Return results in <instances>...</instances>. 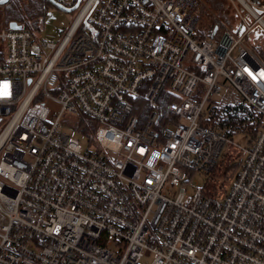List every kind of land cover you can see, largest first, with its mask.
Masks as SVG:
<instances>
[{"label":"built area","instance_id":"1","mask_svg":"<svg viewBox=\"0 0 264 264\" xmlns=\"http://www.w3.org/2000/svg\"><path fill=\"white\" fill-rule=\"evenodd\" d=\"M247 2L205 33L202 0H81L58 41L1 25L0 264H264V2ZM225 151L241 166L215 183Z\"/></svg>","mask_w":264,"mask_h":264},{"label":"rangeland","instance_id":"2","mask_svg":"<svg viewBox=\"0 0 264 264\" xmlns=\"http://www.w3.org/2000/svg\"><path fill=\"white\" fill-rule=\"evenodd\" d=\"M15 0L12 1V3ZM263 3L264 0H261L260 3ZM19 12L22 9H18ZM238 11L242 13L244 17L249 16L247 11L236 0H202L200 9L198 10V15L200 17V22L198 29L201 33H205L209 28L215 26L219 21L225 22L231 28H238L239 26V14ZM8 12V11H7ZM7 12L0 6V27L7 18ZM78 10L73 12H65L60 9L51 8L49 9L48 14L46 15L44 22L39 24V29H35V33L40 39L48 40H60L62 35L67 31L74 19L76 18ZM249 18V17H248ZM253 22V19H251ZM7 23V22H5ZM8 24V23H7ZM44 26V27H43ZM249 40L256 47L260 56L264 59V30L260 26L254 27V32L250 34ZM76 119L72 114H66L64 119V131L72 135H75L79 138L82 149L84 152L90 149L89 140L83 133L75 131L72 127L69 126L68 122ZM241 156H229L227 151L221 157L217 173L210 178H213L215 183H222L224 181L223 175L224 172L236 162H239ZM208 177L198 176L202 183L204 179ZM154 258L145 257L142 260V264H153Z\"/></svg>","mask_w":264,"mask_h":264},{"label":"trees","instance_id":"3","mask_svg":"<svg viewBox=\"0 0 264 264\" xmlns=\"http://www.w3.org/2000/svg\"><path fill=\"white\" fill-rule=\"evenodd\" d=\"M11 0L7 5L2 6L3 9L7 12V23L11 21H26L30 28L39 29V24L44 22L46 15L49 12V9L55 8L58 9L51 0H15L12 3ZM18 9L21 12H19ZM4 22V23H5ZM5 23V24H7ZM232 121L236 124H242L246 129H253V122L249 117L240 112H236L233 116ZM261 121H259L260 123ZM256 132L255 129H253ZM241 166V162L231 165L226 170V181H231L235 178L236 173L238 172Z\"/></svg>","mask_w":264,"mask_h":264},{"label":"water","instance_id":"4","mask_svg":"<svg viewBox=\"0 0 264 264\" xmlns=\"http://www.w3.org/2000/svg\"><path fill=\"white\" fill-rule=\"evenodd\" d=\"M11 0H0V6H5L7 5ZM55 6L60 9V10H63L65 12H73V11H76V9L79 7L80 3H81V0H79L78 4L74 7V8H71V9H68V8H64L62 7L61 5L55 3L53 0H51ZM18 23L17 22H11L10 23V27L12 28H18Z\"/></svg>","mask_w":264,"mask_h":264},{"label":"bare ground","instance_id":"5","mask_svg":"<svg viewBox=\"0 0 264 264\" xmlns=\"http://www.w3.org/2000/svg\"><path fill=\"white\" fill-rule=\"evenodd\" d=\"M242 7L243 9H247L248 11H250L253 15H257V13L251 9L250 5L248 4L247 0H236ZM263 27H264V22L262 23Z\"/></svg>","mask_w":264,"mask_h":264},{"label":"flooded vegetation","instance_id":"6","mask_svg":"<svg viewBox=\"0 0 264 264\" xmlns=\"http://www.w3.org/2000/svg\"><path fill=\"white\" fill-rule=\"evenodd\" d=\"M253 3H260L261 0H251ZM255 1V2H254Z\"/></svg>","mask_w":264,"mask_h":264},{"label":"crops","instance_id":"7","mask_svg":"<svg viewBox=\"0 0 264 264\" xmlns=\"http://www.w3.org/2000/svg\"><path fill=\"white\" fill-rule=\"evenodd\" d=\"M255 2V1H254Z\"/></svg>","mask_w":264,"mask_h":264}]
</instances>
